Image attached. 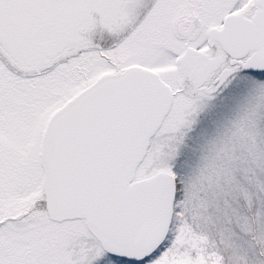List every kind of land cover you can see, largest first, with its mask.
<instances>
[{
    "label": "snow or ice",
    "instance_id": "6c2138e0",
    "mask_svg": "<svg viewBox=\"0 0 264 264\" xmlns=\"http://www.w3.org/2000/svg\"><path fill=\"white\" fill-rule=\"evenodd\" d=\"M0 264H264V0H0Z\"/></svg>",
    "mask_w": 264,
    "mask_h": 264
}]
</instances>
